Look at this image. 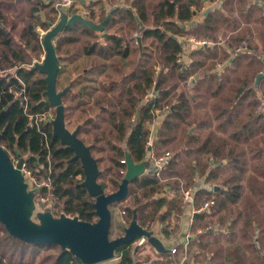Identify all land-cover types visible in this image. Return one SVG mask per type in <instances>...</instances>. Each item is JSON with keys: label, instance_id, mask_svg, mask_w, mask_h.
<instances>
[{"label": "trees", "instance_id": "obj_1", "mask_svg": "<svg viewBox=\"0 0 264 264\" xmlns=\"http://www.w3.org/2000/svg\"><path fill=\"white\" fill-rule=\"evenodd\" d=\"M206 1L123 0V5H113V0H87L82 4L85 16L96 23L115 11L102 31L74 23L57 35L56 88L70 87L62 96L65 124L76 118L78 137L90 146L100 170L97 181L106 193L118 189L126 152L134 163L147 159L150 126L162 115L152 151L169 152L171 160L160 176L145 172L133 179L126 198L115 203L121 204L127 224L135 213L140 226L157 236L153 226L159 224V234L170 237L184 214L181 194L192 188L194 208L215 200L211 213L195 212L190 223L187 217L189 244L208 249L202 263L264 264V108L257 110L264 77L254 86L264 68V0H212L216 6L194 20ZM77 5L75 1L68 11L74 14ZM56 18L54 0H0V68L23 64L15 76L0 73V147L11 160L22 157L39 177L49 175L54 217L93 223L94 199L80 185V160L53 137L50 122L40 130L30 126L25 102L15 94L25 91L29 113L54 110L44 95L45 75L29 64L43 53L36 28L47 30ZM189 38L215 43L191 46ZM188 43L189 62H177ZM217 67H222L219 74ZM189 77L193 82L186 92L183 84ZM152 89L156 95L146 98ZM195 173L213 186L198 188ZM165 188L170 195L163 193ZM35 206L33 218L40 209L36 201ZM208 225L216 229L197 234ZM226 227L229 231L223 232ZM177 241L180 253L182 242ZM141 247L119 246L118 264H140L135 257ZM177 253L171 255V248L157 252L158 261L170 264ZM249 253L256 256L247 263ZM0 264L80 261L59 245L21 241L0 222Z\"/></svg>", "mask_w": 264, "mask_h": 264}, {"label": "water", "instance_id": "obj_2", "mask_svg": "<svg viewBox=\"0 0 264 264\" xmlns=\"http://www.w3.org/2000/svg\"><path fill=\"white\" fill-rule=\"evenodd\" d=\"M57 2V0H54ZM85 3V0H78ZM60 17L57 22L44 34L42 47L44 59L36 63L32 69L45 75L46 90L44 95L50 106L55 110V118L51 122L53 137H57L74 152L73 158L80 160L84 179L80 183L88 194L94 199L93 206L97 220L93 223L79 220L77 217L61 215L54 217L47 209L33 214L36 206L33 193L27 189V183L21 173L22 157L13 163L8 153L0 147V222L6 231L13 237L26 243L56 244L62 249L69 250L83 264H98L115 258V251L123 244H133L138 239H143L157 252H166L168 249L162 241L151 231L140 226L134 213L130 222L120 224L123 233L115 238H110L112 213L110 206L124 200L128 193L129 183L143 175L150 167L146 159L141 163H134L128 152L125 154L126 171L118 189L106 193L97 181L100 170L96 159L92 156L90 146L86 145L79 137V125L70 131L65 124L64 105L62 96L70 89L66 86L62 90L56 88L57 72L60 57L57 56L54 41L65 26L80 23L94 30L102 31L106 27L113 9L101 22L96 23L74 13L69 15L66 8L60 7ZM141 53L140 38L136 37ZM264 64V57L262 58ZM264 77V68L255 78L254 86L257 87ZM138 247V246H136Z\"/></svg>", "mask_w": 264, "mask_h": 264}, {"label": "built area", "instance_id": "obj_3", "mask_svg": "<svg viewBox=\"0 0 264 264\" xmlns=\"http://www.w3.org/2000/svg\"><path fill=\"white\" fill-rule=\"evenodd\" d=\"M43 1H49V0H43ZM80 2L78 0H57L54 1L55 2V8L58 12V16L57 19L54 23H52L49 27V29L57 22V20L60 17V7H64L67 10L69 8H71L74 5V2ZM214 6H216L215 2H212V0H207L206 4L204 5V7H202V11H208L209 9L213 8ZM78 14H81L83 17H86L85 15H87L88 11L85 9H81L79 12H75ZM69 15H71V13H69ZM47 29V30H49ZM47 30H42L40 28H36V32L38 33V37L40 40V43L42 45V39L44 34L47 32ZM134 37H137V33H134L133 35ZM188 42L190 43L191 46H202V45H213L215 42L210 41V40H195L194 38H189ZM137 43V41H136ZM187 51H190V47ZM187 55V53L183 52L181 53L178 58H177V62L183 63V60L185 58V56ZM44 59V50L43 53L40 55L39 59L34 60L31 64H29V66H33L36 63H42ZM21 66H23V64L17 63L15 66L12 67H8L6 69H1L0 68V73L1 74H11L13 76H15V69L16 68H20ZM193 82V78L189 77L183 84V88L186 92H189L191 90V85ZM15 94L17 96H20L23 98L24 102H25V108H24V113L27 115L29 121H30V126L35 127L37 130H40L41 125L43 123H47V122H52L55 118V110L53 109H49L47 111L41 112V113H29L27 110V98L25 96V91L23 89L18 90L15 92ZM156 95L155 90H151L148 92V94L146 95V98H151L154 97ZM262 105L259 106V109H263L264 108V99L262 100ZM168 108H166L167 110ZM160 109H157L155 111V113H159ZM154 124V122H153ZM151 124V128H150V139L147 142V160L149 161L150 167L146 170V173H151L154 174L155 176H160L161 173L163 171L166 170L169 161L171 160V154L169 152H164L160 155H155L154 152L151 150L152 148V140H153V135H154V125ZM44 136L46 137L45 133H43ZM20 158V157H19ZM19 158L17 160H15L16 163ZM122 163H125V159L121 160ZM225 161H223L224 163ZM126 171V169H125ZM125 171H122L123 173H125ZM21 173L24 177L25 182L27 183V189L29 192L33 193L34 195V199L37 203V205L40 207V209L38 210V212H42L45 210H49L52 208L53 204H54V197L52 195V193L49 191L50 189V178L49 175L46 177H39L38 175L34 174L31 170H29L26 167L25 162L22 163V167H21ZM197 181V179L195 180ZM45 188L46 189V193L42 194L41 193V189ZM194 191L192 188H188L183 190L182 194H181V205L185 208H188L189 210V222L192 221V214L195 212H200V211H205L207 213H211L212 212V208L215 205V200L211 199V200H207L205 201L199 208H194L193 207V195ZM123 214V212H122ZM123 224L125 223V221L122 219L121 221ZM216 228L213 225H208L203 229H198L197 233H203L205 231H214ZM223 232H226V228L222 229ZM189 241V236H186L185 238V242H184V247L187 245ZM147 243L143 240V239H138L136 240L133 245L135 246H144ZM177 252V249L175 247L171 248V253H175ZM154 253L157 254V251L154 249ZM156 256V255H155ZM182 260L179 263H172V264H182L185 260H186V255L185 253L182 255ZM80 264H83L80 262ZM140 264H161L158 259L156 257L153 258H147L143 261L140 262Z\"/></svg>", "mask_w": 264, "mask_h": 264}, {"label": "crops", "instance_id": "obj_4", "mask_svg": "<svg viewBox=\"0 0 264 264\" xmlns=\"http://www.w3.org/2000/svg\"><path fill=\"white\" fill-rule=\"evenodd\" d=\"M87 0H85V2H86ZM115 2H114V4L113 5H123V0H114ZM105 3H106V1H105ZM250 3L251 4H260V0H250ZM82 4H84V3H82L81 2V4H79V2H78V5H77V7H78V11L77 12H79L81 9H84V7L82 6ZM219 4V3H218ZM217 4V6H219ZM86 10V9H85ZM207 11V10H206ZM203 12L204 11H201L200 13H197L196 15H195V18H194V20L195 19H200V16H202V14H203ZM221 42V41H220ZM186 49L188 50L189 49V43H188V45H186ZM187 50H185L184 52L185 53H187V55L185 56V58H184V60H183V63L184 64H187V62H189V60H190V58H189V55H188V52H187ZM222 71V67H217L216 69H215V72L216 73H220ZM191 91V90H190ZM189 91V92H190ZM161 120H162V115L161 116H159L157 119H156V121L154 122V134H155V132H156V130H157V128L159 127V125H160V123H161ZM150 128H151V126H150ZM194 131V128H190V130H189V132H193ZM151 150H152V148H151ZM212 166H214V163H212ZM194 180H196V179H198L200 182L198 183V188L199 187H203V188H211L212 186H213V184H211V183H209V182H207L205 179V176H199L197 173H195V176H194V178H193ZM164 194L165 193H167L168 195H170L169 193H168V191H167V188H165V190H164V192H163ZM114 205H117L116 206V209H117V211H115L114 212V217H115V219H116V221L118 222V224H119V227H120V220H122V217H123V214H122V212H121V210H120V206H121V204L119 203V204H114ZM183 207V206H182ZM184 208V214H183V217H182V219H181V221H180V225H179V228H178V233H177V237H178V241L177 242H182V247H183V245H184V242H185V238H186V236H190L191 234H190V232H189V229H188V227H189V224H188V222L186 221L185 222V219H187V217H188V215H189V210H188V208H185V207H183ZM113 217V218H114ZM113 218H112V220H113ZM124 219V218H123ZM190 223V222H189ZM174 227V223H172L171 224V226H170V229L171 228H173ZM121 228V227H120ZM153 228L155 229V232H156V234H157V237L162 241V243L164 244V246L167 248V249H170V248H172V247H175V244H171V239H169V237H166V236H164L163 234H159V231L158 230H160V228H161V225H159V224H155L154 226H153ZM226 231L228 232L229 231V229L226 227ZM159 235V236H158ZM191 237V236H190ZM189 237V238H190ZM190 242V240L188 241V243ZM138 255L140 256L141 255V257H144L145 256V258L147 259V258H152V257H155V253H154V248H152L150 245H148V244H146V245H144V246H142L141 247V249L139 250V252H137V254H136V257H135V259L137 260V261H143V260H145V259H141V260H139L138 259ZM171 255H173V254H171ZM172 264V263H171Z\"/></svg>", "mask_w": 264, "mask_h": 264}, {"label": "rangeland", "instance_id": "obj_5", "mask_svg": "<svg viewBox=\"0 0 264 264\" xmlns=\"http://www.w3.org/2000/svg\"><path fill=\"white\" fill-rule=\"evenodd\" d=\"M114 0H113V4H114ZM69 12V11H68ZM70 13V12H69ZM57 16H58V12H57ZM57 19V18H56ZM134 35V34H133ZM40 58V57H39ZM60 90V89H59ZM264 99V98H263ZM262 99V100H263ZM262 102V101H261ZM259 103L258 104V106H257V110H261V109H259V106L260 105H262V103ZM76 122H77V120H76V118L74 117V118H72L70 121H69V123H67L66 124V127L70 130V131H72V130H74L75 129V127H76ZM162 154V153H161ZM160 155V154H159ZM15 158H13V162H15ZM222 164H224V163H222ZM200 181L197 179V181H196V183L198 184ZM116 206L117 205H111L110 206V210H111V213H112V218L114 217V212L115 211H117V209H116ZM35 216V215H34ZM233 217V216H232ZM231 217V218H232ZM34 219L36 220V218L34 217ZM122 219H123V217H122ZM189 219V218H188ZM188 219H185V222L187 221L188 222ZM124 220V219H123ZM122 220H120V222H121ZM125 221V220H124ZM122 223V222H121ZM120 223V224H121ZM125 225H127V223H126V221H125V223H124ZM121 227V226H120ZM119 227V224H118V222L116 221V219H115V217L113 218V220H112V225H111V229H110V238H115V237H117V236H119V235H121L122 233H123V229L122 228H120ZM160 231V230H159ZM177 233H178V231H172L171 232V235H170V237H169V239H171V244H175V242L178 240V237H177ZM197 234H200V233H197ZM222 240V242H223V244L224 245H228L229 244V242H227V241H225L224 239H221ZM208 250V249H207ZM205 248H203V247H201V246H198L197 244H195V243H192V244H189V243H187V245L184 247H182V249H180L179 250V252L180 253H177V252H175V254L177 253V255H178V259L176 260V259H174V260H172V263H179V262H181V260H182V255L185 253V255H186V260L182 263V264H203L202 263V261H203V259L206 257V256H208V251H207ZM49 252H54V250L52 249L51 251H49ZM56 252V251H55ZM173 254V253H172ZM262 254H263V256H264V249H263V251H262ZM156 256V258L159 260V258L157 257V254H155ZM256 255L255 254H248V256H246V258L248 259V260H246L247 261V263L248 262H251V259L252 260H254V257H255ZM151 258V257H150ZM153 258V257H152ZM138 259L139 260H141V259H146L145 258V256L144 257H141V255L139 256L138 255ZM119 263V257L118 256H115V258H113V259H111V260H108V261H104V262H101V263H98V264H118ZM171 264V263H170Z\"/></svg>", "mask_w": 264, "mask_h": 264}]
</instances>
